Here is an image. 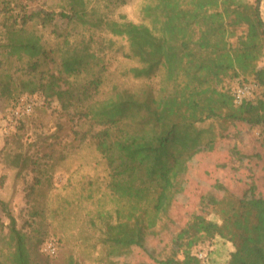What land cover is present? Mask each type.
<instances>
[{"label":"trees","instance_id":"trees-1","mask_svg":"<svg viewBox=\"0 0 264 264\" xmlns=\"http://www.w3.org/2000/svg\"><path fill=\"white\" fill-rule=\"evenodd\" d=\"M262 1L145 0L141 11L149 22L135 23L115 14L129 0H66L58 16L67 30L46 46L36 28L43 22L12 0H0V95L38 92L98 127L92 140L106 164L108 187L127 205L115 209L114 223H104L105 243L137 248L157 264H201L189 251L199 239L196 234L217 236L231 246L223 264H264V166L257 174L250 168L258 154L249 164L246 158L242 173L240 168L233 177L215 173L220 198L211 203L226 202L222 220L192 215L198 220L186 236L182 259L157 258L147 242L160 214L175 202L185 203L188 174L202 184L198 155L218 142L214 128L200 124L214 120L228 127L241 122L264 128V98L235 103L226 84L251 78L264 90V65H258L264 56ZM104 35L126 41L124 56L138 63L127 70L132 78L159 77L160 87L132 90L114 84L103 94L104 50L113 44ZM13 58L26 59V68L14 73L3 67ZM252 179L261 186L250 184ZM236 187L241 194L226 196ZM8 218L14 248L0 264H33L26 235Z\"/></svg>","mask_w":264,"mask_h":264},{"label":"rangeland","instance_id":"rangeland-1","mask_svg":"<svg viewBox=\"0 0 264 264\" xmlns=\"http://www.w3.org/2000/svg\"><path fill=\"white\" fill-rule=\"evenodd\" d=\"M12 2L19 4L24 12L31 13L37 22H43L42 27L36 28L46 46H53L56 38L65 34L66 21L59 18L58 12L66 0ZM144 2L129 0L118 7L115 14H124L127 20L135 23H148L141 11ZM260 12L264 20V0L260 4ZM104 38L112 40L113 44L111 49L104 50L107 71L103 94H108L114 84L132 90L145 84H150L155 90L160 87L159 77L134 79L127 73L128 68L138 63L124 56L127 50L124 39L110 35H104ZM25 62L26 59L18 61L13 58L3 67L19 73L26 68ZM258 65H264V56ZM226 84L232 94L239 87L246 86L245 98H264V90L251 78L227 80ZM22 97L32 102V110L10 126V112ZM200 125L214 128L218 144L210 152L198 155V167L202 170L198 176L203 180L202 184L190 180V172L184 189L188 195L185 203L175 202L168 212L160 214L152 233L148 234V247L160 259H182V250L187 245L186 236L191 233L193 222L198 220L192 215L221 222V210L226 202L219 206L211 203L213 199L220 198V190L214 186L216 172L233 177L242 162L247 163L246 158L249 164L252 154H258L257 161L250 165L252 172L257 174V169L264 166V128L261 126L250 127L236 122L228 127L214 120ZM225 126L228 128L223 130ZM97 129L74 109L63 111L56 100H47L38 92L15 94L13 98L0 95V202H3V205L0 203V260H6L14 248V240L9 233L10 215L15 220V227L27 237L33 264H69L70 260L74 264H157L137 248L103 241L104 223H114L115 209H126L127 205L108 187L106 164L92 140V133ZM219 133L226 135L219 137ZM252 181L250 184L261 186V183ZM239 188L224 193L233 197L241 194L242 189ZM196 236L199 239L189 247L191 254L211 249L208 257L200 259V263L223 264L231 248L230 243L217 236L212 239L202 234L201 238L200 234ZM49 238L57 244L53 256L42 251V244Z\"/></svg>","mask_w":264,"mask_h":264},{"label":"built area","instance_id":"built-area-1","mask_svg":"<svg viewBox=\"0 0 264 264\" xmlns=\"http://www.w3.org/2000/svg\"><path fill=\"white\" fill-rule=\"evenodd\" d=\"M248 88L246 86L239 87L236 91H234V101L235 103L241 102L242 99L245 98L246 92ZM32 102L29 101L26 98H20L17 100V105L15 108L12 109L10 112V116L8 118V122L10 126H12L16 121L24 114H29L32 110ZM42 251L49 255L53 256L56 251H57V244L54 239L49 238L47 239L43 244H42ZM206 251L202 249V251H198L195 253V255L199 258L202 259L203 257L206 256Z\"/></svg>","mask_w":264,"mask_h":264}]
</instances>
